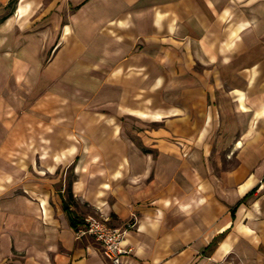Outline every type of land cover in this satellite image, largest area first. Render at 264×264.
<instances>
[{"label":"crops","instance_id":"1","mask_svg":"<svg viewBox=\"0 0 264 264\" xmlns=\"http://www.w3.org/2000/svg\"><path fill=\"white\" fill-rule=\"evenodd\" d=\"M0 50V137L78 141L66 189L0 166V264H111L87 216L136 218L125 264H264V0H0Z\"/></svg>","mask_w":264,"mask_h":264},{"label":"rangeland","instance_id":"2","mask_svg":"<svg viewBox=\"0 0 264 264\" xmlns=\"http://www.w3.org/2000/svg\"><path fill=\"white\" fill-rule=\"evenodd\" d=\"M70 13L73 10V8H70ZM66 22V16H63V24ZM9 41H5L6 47L5 50L9 51V47L12 45L10 43L8 45ZM4 55V56H3ZM6 58L7 62L11 67H16V56L15 54L5 55L4 52L0 50V63L2 62V59ZM51 58V55H49L46 59V62ZM9 67V66H8ZM14 69V68H13ZM8 74V90L9 91H16V89L12 88L13 80H18L19 78L16 77V73H7ZM6 74V75H7ZM13 74V75H12ZM12 77H15L14 79ZM12 82V83H11ZM71 88V87H70ZM72 90V91H71ZM69 89V97L74 98L79 93L76 92V90ZM46 91L43 90V94ZM26 93H28V90L26 89ZM5 96V101L12 102L15 101L13 96ZM16 99H18L21 102H25L28 100L27 97H24V94L22 93V90H20V95L16 94ZM39 99V98H37ZM8 104V103H7ZM76 109V105H73V103H70V113L73 112ZM8 112L3 118V122H0V129L2 128H8V129H14L16 128V119L14 118V112L12 109H8ZM124 123L131 124L134 128L140 127V122L138 121H125ZM1 123L2 126H1ZM30 121L26 120V123L23 124L24 132H21V135H16V138H13L12 136L2 135L0 137V144L5 145L8 147L4 153V159L3 161L0 160V166L3 165L5 176L12 180V177L15 180H66L65 189L68 188L69 184L72 180L75 179V171H76V162L77 158L74 155L76 152V148L78 147V141L77 136L75 132V126H69V137H68V151L64 152H70L72 153L66 163L64 165H60L58 168L51 167L52 163L56 160H59V157L61 155H64V152H60L59 148L57 147H49L50 144V137L47 135L50 134V129H47V123H50L41 119L37 120L36 122V136L29 135V131L25 132V129L30 128ZM146 128H152L156 127L154 124H147L145 125ZM183 142V141H182ZM59 145V144H57ZM178 145L182 149L181 155L182 158L187 157L188 153L187 151H184L185 148L183 144L181 143V140L178 141ZM86 171V170H85Z\"/></svg>","mask_w":264,"mask_h":264},{"label":"built area","instance_id":"3","mask_svg":"<svg viewBox=\"0 0 264 264\" xmlns=\"http://www.w3.org/2000/svg\"><path fill=\"white\" fill-rule=\"evenodd\" d=\"M136 218L129 220L122 228L110 227L106 220L87 216L74 228L76 240L92 238L101 249L102 257L111 264H125L132 248H125L124 241L129 230L135 227Z\"/></svg>","mask_w":264,"mask_h":264},{"label":"trees","instance_id":"4","mask_svg":"<svg viewBox=\"0 0 264 264\" xmlns=\"http://www.w3.org/2000/svg\"><path fill=\"white\" fill-rule=\"evenodd\" d=\"M16 2V0H12V3H15ZM64 208H65V210L68 212V209H67V207H65L64 206ZM75 223H76V221L75 220H71V225L72 226H75ZM215 246V243L214 244H212V246L211 247H214Z\"/></svg>","mask_w":264,"mask_h":264}]
</instances>
